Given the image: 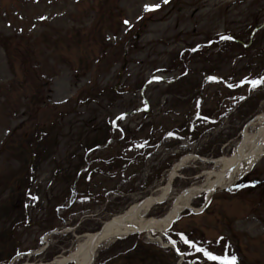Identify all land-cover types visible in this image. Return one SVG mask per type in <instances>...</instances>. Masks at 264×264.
Listing matches in <instances>:
<instances>
[{
  "label": "rangeland",
  "instance_id": "obj_1",
  "mask_svg": "<svg viewBox=\"0 0 264 264\" xmlns=\"http://www.w3.org/2000/svg\"><path fill=\"white\" fill-rule=\"evenodd\" d=\"M260 78L264 0H0V264L68 257L167 185L151 222L195 193L169 230L93 264H210L182 236L264 264V155L209 188L264 127Z\"/></svg>",
  "mask_w": 264,
  "mask_h": 264
},
{
  "label": "bare ground",
  "instance_id": "obj_2",
  "mask_svg": "<svg viewBox=\"0 0 264 264\" xmlns=\"http://www.w3.org/2000/svg\"><path fill=\"white\" fill-rule=\"evenodd\" d=\"M264 121V120H262ZM260 120V123H264ZM237 156H234L232 158H226L219 161L223 164L224 169H226L229 166H232L238 155H244L245 153H252V159L248 161V159L244 160V163L246 164V169H243L244 165L237 166V169L233 173L232 177L230 179H223L222 176L218 173H211L209 174V177L212 178L210 180L209 188H224L225 186H229L232 183H234L241 174H243L247 169H251L256 162H258L264 155V127L261 126L258 130L257 134L250 135L249 133H246L243 139V142L239 145ZM248 154V155H249ZM246 155V156H248ZM191 158L187 157L182 161V165L189 162ZM175 173H173L174 176ZM215 176V177H213ZM214 178V179H213ZM215 178L217 180H215ZM213 181V182H212ZM169 186L167 185L163 189V193L161 196H153L150 198H147L142 202V205H135L133 206L129 211H127L124 215H121L117 218H114L112 220H115L114 223H110L108 221L105 224H108L102 235L97 239L94 250L91 248L92 242L96 236V234L88 235L87 239L83 241L77 249L72 252L68 257H62L59 259H56L51 264H67L68 262L73 264H91L92 259L94 258V261L96 259L97 250L99 247L104 243H110L115 239H122L123 237H129L130 234H135L132 226L138 228V229H145V227L151 222L148 219L145 218V215L147 212L151 210V208L155 205L156 201L162 200L163 197L168 193ZM193 193H189L187 195H183V198L179 199L177 206L174 211V215L176 216L180 214L183 210V208H180V206L188 205L190 203L191 197ZM104 224V225H105ZM117 224H124V226H119ZM103 225V226H104ZM129 225V227H127ZM102 226V227H103ZM170 225L168 222H157L154 223L151 226L150 230L153 231H161L163 232L166 228H168ZM129 234V235H128ZM93 254V258H92ZM94 263V262H93Z\"/></svg>",
  "mask_w": 264,
  "mask_h": 264
},
{
  "label": "water",
  "instance_id": "obj_3",
  "mask_svg": "<svg viewBox=\"0 0 264 264\" xmlns=\"http://www.w3.org/2000/svg\"><path fill=\"white\" fill-rule=\"evenodd\" d=\"M258 119H261V120H264V116L263 117H257L256 118V120H258ZM249 154V153H248ZM247 154V155H248ZM249 158H252V153H250L248 156H246L245 154L244 155H238V157H237V159H236V162L233 164V166H231L230 168H228L225 172H224V175L222 176V178L223 179H225V177L227 176V175H229L231 172H232V170L237 166V165H239L241 162H243L244 160H246V159H249ZM192 193V192H194L193 190H188V191H186L185 193L187 194V193ZM216 193V192H215ZM183 195L184 194H182L181 196H180V198L181 197H183ZM179 198V199H180ZM164 200L162 199V200H159V201H156V203L157 204H159V203H161V202H163ZM178 202V201H177ZM177 202L175 203V205H174V210L171 212V214H170V216L167 218V220L166 219H162V220H155V221H153V222H150L146 227H145V229H143V230H141V229H138V228H136V227H134V226H132V228H133V230H134V233H147V232H149L150 231V229H151V226L154 224V223H157V222H168V223H173L174 221H175V219L172 217L173 216V212L175 211V208L176 207H178L177 206ZM139 205H142V202L139 204ZM185 207H188V206H185ZM193 210V209H192ZM114 221L115 220H112V221H110V223H114ZM108 224H105L102 228H101V230L96 234V236H95V238H94V240H93V242H92V246H91V248L94 250V246H95V243H96V241H97V239L102 235V233L104 232V229H105V227L107 226ZM117 225H119V226H124V224H117ZM127 227H129V225L127 226ZM129 235V234H128ZM92 258H93V254H92ZM93 262H94V258L92 259V261H91V264H93Z\"/></svg>",
  "mask_w": 264,
  "mask_h": 264
},
{
  "label": "snow or ice",
  "instance_id": "obj_4",
  "mask_svg": "<svg viewBox=\"0 0 264 264\" xmlns=\"http://www.w3.org/2000/svg\"><path fill=\"white\" fill-rule=\"evenodd\" d=\"M159 7V5L155 6H146L148 10H154L155 8ZM125 23H128L125 21ZM223 39H230V37H223ZM215 79V78H212ZM251 83L253 87H257L260 85H264V78H260L259 80H251L248 81ZM182 240L185 244H188L191 248L196 249L198 252L202 253L207 260L218 262V264H237V258L235 256H227V255H217L208 249L199 247L194 241L189 240L188 237L182 236ZM175 241L173 244L175 245ZM179 251V249H177Z\"/></svg>",
  "mask_w": 264,
  "mask_h": 264
},
{
  "label": "trees",
  "instance_id": "obj_5",
  "mask_svg": "<svg viewBox=\"0 0 264 264\" xmlns=\"http://www.w3.org/2000/svg\"><path fill=\"white\" fill-rule=\"evenodd\" d=\"M108 142H109V139H107L106 140V143H105V145H107L108 144ZM140 236H141V234H135V236L134 237H139L140 238ZM127 256H128V254H127ZM188 257H189V255H188ZM207 260V259H206ZM208 261H210V260H208ZM210 264H218V262H215V261H210ZM237 264H238V262H237Z\"/></svg>",
  "mask_w": 264,
  "mask_h": 264
}]
</instances>
